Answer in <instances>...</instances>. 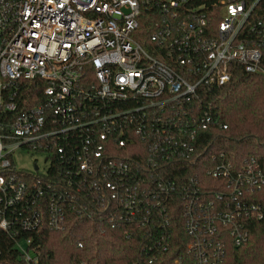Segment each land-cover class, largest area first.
Segmentation results:
<instances>
[{"label": "built area", "instance_id": "1", "mask_svg": "<svg viewBox=\"0 0 264 264\" xmlns=\"http://www.w3.org/2000/svg\"><path fill=\"white\" fill-rule=\"evenodd\" d=\"M148 6L161 14L152 49L135 37ZM263 6L264 0H0V230L23 261L39 258L33 236L21 231L35 232L44 220L59 229L68 209L101 208L140 224L154 201L165 212L159 195L180 204L195 264H223L224 239L247 240L244 219L264 217V160L216 163L208 174L227 182L218 190H206L197 175L178 184L155 171L180 159L190 163L197 129L214 120L203 98L195 116L168 107L224 85L234 63L264 73ZM33 79L45 87L30 104L22 91ZM132 136L151 150L134 173L118 154ZM19 150L43 154L45 166H17Z\"/></svg>", "mask_w": 264, "mask_h": 264}, {"label": "trees", "instance_id": "2", "mask_svg": "<svg viewBox=\"0 0 264 264\" xmlns=\"http://www.w3.org/2000/svg\"><path fill=\"white\" fill-rule=\"evenodd\" d=\"M259 14L264 18V6ZM160 15L154 6L141 11L135 37L148 49H152L151 35ZM231 72L230 81L224 85L200 92L199 97L190 101L176 102L166 110L168 113L176 107L195 116L201 113L198 98H203L211 102L214 120L205 128L197 129L190 163L185 159H180L179 164L168 163L167 168L155 171L160 180L175 179L182 184L189 176L197 175L206 190L224 189L227 185L224 179L208 174L216 163L224 161L241 166L250 157L264 160V73H248L238 63L231 65ZM26 86L22 96L35 104L41 99L45 83L33 79ZM120 149L123 150L118 154L131 163L133 173L151 152L149 145L136 136ZM111 153L116 154V148ZM142 187L150 191L155 186L143 184ZM260 194L264 197V191ZM159 196L157 200H161L160 206L165 212L161 208L156 211L154 201L146 207L151 213H143L146 219L140 224L123 220L122 213L101 208H91L92 213L68 209L63 227L52 229L44 220L35 232L21 231L20 235L33 236L38 264H195L193 255L186 249L189 236L180 204ZM244 222L249 236L241 244L229 236L224 239L223 264H264V217L250 216ZM13 243V238L0 230V264H27L13 249Z\"/></svg>", "mask_w": 264, "mask_h": 264}, {"label": "rangeland", "instance_id": "3", "mask_svg": "<svg viewBox=\"0 0 264 264\" xmlns=\"http://www.w3.org/2000/svg\"><path fill=\"white\" fill-rule=\"evenodd\" d=\"M44 155L30 150H19L15 156V162L17 166L23 167L25 169H34L35 164L37 163L39 167L42 168L45 166ZM36 160V161H35Z\"/></svg>", "mask_w": 264, "mask_h": 264}]
</instances>
